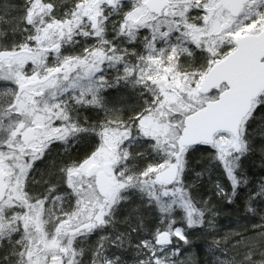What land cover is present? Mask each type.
Masks as SVG:
<instances>
[{"label":"snow or ice","instance_id":"obj_1","mask_svg":"<svg viewBox=\"0 0 264 264\" xmlns=\"http://www.w3.org/2000/svg\"><path fill=\"white\" fill-rule=\"evenodd\" d=\"M0 264H264V0H0Z\"/></svg>","mask_w":264,"mask_h":264}]
</instances>
